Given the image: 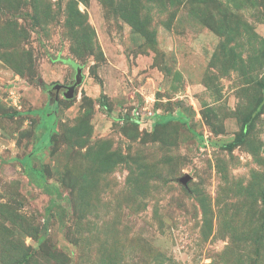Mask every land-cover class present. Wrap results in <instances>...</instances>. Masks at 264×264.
Masks as SVG:
<instances>
[{"label": "rangeland", "instance_id": "1", "mask_svg": "<svg viewBox=\"0 0 264 264\" xmlns=\"http://www.w3.org/2000/svg\"><path fill=\"white\" fill-rule=\"evenodd\" d=\"M263 98L264 0H0V264H264Z\"/></svg>", "mask_w": 264, "mask_h": 264}, {"label": "water", "instance_id": "2", "mask_svg": "<svg viewBox=\"0 0 264 264\" xmlns=\"http://www.w3.org/2000/svg\"><path fill=\"white\" fill-rule=\"evenodd\" d=\"M76 77L75 81L70 84V85H63L60 83H57L51 87L52 91L55 90L57 93L61 89H65L66 91L64 92L65 97L67 98H72L75 95L76 87L84 81V76L82 75V70L80 67L76 66ZM191 178L189 174L184 175L183 177L179 178V180L186 184L188 180Z\"/></svg>", "mask_w": 264, "mask_h": 264}, {"label": "trees", "instance_id": "3", "mask_svg": "<svg viewBox=\"0 0 264 264\" xmlns=\"http://www.w3.org/2000/svg\"><path fill=\"white\" fill-rule=\"evenodd\" d=\"M173 119H178L180 121H185L186 120V118L183 117V116L175 117V116L170 115V116H157L156 122H157V124L164 125V124L170 122ZM55 120L53 119V123L51 124V127L49 126V128H48L50 130V132H48V134H47V136L45 138L46 139L45 144L46 143L49 144L51 142V135L54 133L55 125H56ZM23 162H24V165H29L30 164V156L25 157Z\"/></svg>", "mask_w": 264, "mask_h": 264}]
</instances>
